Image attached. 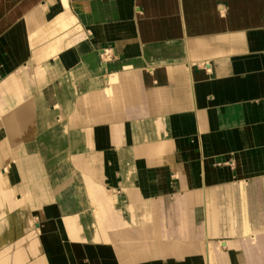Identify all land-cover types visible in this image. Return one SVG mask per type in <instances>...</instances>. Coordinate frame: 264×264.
Wrapping results in <instances>:
<instances>
[{
    "label": "crops",
    "instance_id": "1",
    "mask_svg": "<svg viewBox=\"0 0 264 264\" xmlns=\"http://www.w3.org/2000/svg\"><path fill=\"white\" fill-rule=\"evenodd\" d=\"M0 188V264H264V0H0Z\"/></svg>",
    "mask_w": 264,
    "mask_h": 264
},
{
    "label": "bare ground",
    "instance_id": "2",
    "mask_svg": "<svg viewBox=\"0 0 264 264\" xmlns=\"http://www.w3.org/2000/svg\"><path fill=\"white\" fill-rule=\"evenodd\" d=\"M56 3L59 5V6H63V8H66L67 7V0H56ZM45 10V9H44ZM52 13L53 14H55L56 13V9L55 8H53V10H52ZM53 14H52V16H53ZM62 17V16H61ZM67 25V24H66ZM21 27V26H20ZM19 27V28H20ZM47 27V26H46ZM49 27V26H48ZM74 27H76V26H74ZM45 30V29H44ZM69 30V29H68ZM78 30V29H77ZM78 32V31H77ZM36 35V34H35ZM36 37V36H35ZM62 43H64V44H67V42L65 41H61V42H59L58 44H56L55 46H54V48L55 49H57V48H59L60 47V45H62ZM46 55H47V53H46ZM43 57V56H42ZM41 60H44V59H41ZM23 64H24V62H23ZM37 66H39V65H37ZM23 67V66H22ZM37 79H39L40 78V74L38 73L37 75ZM114 81H116V78H115V80ZM40 82V81H39ZM28 113V110L26 111V114ZM36 123V122H35ZM37 128V127H36ZM38 129V128H37ZM7 170V169H6ZM5 171H3L2 170V173H4ZM9 172H10V170H9ZM8 174V173H7ZM8 176L9 175H4V177H6L7 179H8ZM9 180V179H8ZM7 182H10V180L9 181H7ZM5 181H3V183H1L2 184V187L3 186H5ZM11 184V183H10ZM1 189V188H0Z\"/></svg>",
    "mask_w": 264,
    "mask_h": 264
}]
</instances>
